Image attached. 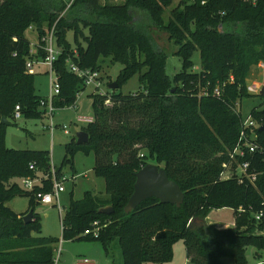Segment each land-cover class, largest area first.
Wrapping results in <instances>:
<instances>
[{
    "label": "trees",
    "instance_id": "1",
    "mask_svg": "<svg viewBox=\"0 0 264 264\" xmlns=\"http://www.w3.org/2000/svg\"><path fill=\"white\" fill-rule=\"evenodd\" d=\"M173 2L74 0L67 9L63 0H0V264H55V246L60 243L42 235L35 213L40 205L36 194L53 189L52 178H46L51 174V154L8 148V126L2 123L5 118L15 125L17 106L22 118L44 117L36 73L26 67L32 58L26 31L36 30L42 46L55 24L61 52L55 64L61 85L56 108L72 106L85 89L70 71V62L101 72L102 59L122 66L109 104L106 97L90 95L94 118L82 128L89 142L77 145L72 140L66 145L63 165L73 164L78 152H93L94 173L104 179L106 188L102 194L86 192L81 200L71 196L62 223L63 240L97 241L106 251L118 240L124 264L170 263L179 242L192 264H224V259L248 264V247L264 251V221L254 218L264 210L263 105L250 114L259 124L255 129L259 151L237 161L231 157L244 124L241 102L252 96L247 82L264 64V0L255 5L246 0H180L172 7ZM81 27L89 31L86 46L72 48L66 34L72 30L76 36ZM195 52L201 61L199 73L190 72ZM169 54L182 61V70L173 77L166 72ZM44 57L45 52L38 50L35 58ZM135 76L140 90L123 94L120 89ZM246 161L251 163L249 172L257 174L253 183L222 177L226 166L232 169ZM151 163L164 166L183 191L184 203L177 207L152 198L126 214L136 173ZM56 175L64 177L62 168ZM27 178L39 180L33 191L19 186V180ZM18 196L29 199L25 213L7 205ZM105 206H112L114 213L100 214ZM223 208L234 211L233 227L191 222L204 221L211 211ZM31 209L33 220L26 223ZM257 257L256 264H264L262 256Z\"/></svg>",
    "mask_w": 264,
    "mask_h": 264
},
{
    "label": "rangeland",
    "instance_id": "2",
    "mask_svg": "<svg viewBox=\"0 0 264 264\" xmlns=\"http://www.w3.org/2000/svg\"><path fill=\"white\" fill-rule=\"evenodd\" d=\"M66 5H70L72 0H63ZM105 3L118 4L123 0H101ZM180 0H174L173 6L178 5ZM67 6V9H68ZM66 9V11H67ZM65 11V12H66ZM82 33L78 32L75 36L74 31L70 30L66 34L67 41L72 48H76L79 44L86 46L85 36L89 35V31L85 27H81ZM26 37L29 39L31 46H39L40 38L36 30L28 29ZM193 65L190 72L199 73L201 71V61L198 52H195L192 57ZM102 67V87L101 91L111 94L113 91L109 89V85L116 82L117 77L122 69L120 64H112L109 59L101 60ZM182 70V61L179 57L169 54V61L167 66V75L173 77ZM35 89L37 95L41 98H47L50 94V77L45 72V67L37 69L34 78ZM264 86V64L259 65L253 72L247 82L248 93L251 97L243 98L241 102V117L244 123L251 119L250 114L254 108L264 107V100L258 95L259 92L253 91L255 88ZM140 90V83L137 76L129 80L120 91L123 94L133 93ZM93 87H87L77 96L75 105L78 111H74L66 107L57 111L55 115V122L60 124L52 132L48 128L49 119L43 117L41 119H25L16 120L13 117L15 125L8 126L6 135V145L8 148L14 150H31V151H49L51 154V165L57 168H62V174L66 178L64 182V193L60 196V205L63 209V215L70 205V198L73 195L75 200L84 198L86 192H93L96 194L105 193V181L99 178L94 173L95 155L91 152L89 155L83 152L75 154L73 164L65 163L63 160L66 155V145L72 140L77 144V133L82 131V128L87 126V123L77 122V116L94 118L93 100L90 97L96 94ZM111 97V96H110ZM66 126L69 135H66L63 130ZM152 164V163H151ZM63 166V167H62ZM163 168V165H160ZM51 174L46 175L52 178ZM28 179V178H27ZM19 180V186L23 188L22 181ZM36 181L39 180L31 179ZM13 211L25 213L29 208V199L25 197H16L7 204ZM35 213L40 217L43 226V236L55 238L60 240V243L55 246V264H78L80 260H88L91 264H124L121 245L118 240L114 241L109 250L106 251L101 243L91 240L81 241H65L62 236V222L58 207L53 205H38L35 207ZM204 225H211L214 227L228 228L233 227L235 223L234 211L230 208H223L213 210L204 219ZM264 235V231L261 233ZM61 249V256L58 258V250ZM262 256L264 260V251H257L256 248L250 246L246 251V259L248 264H256L259 260L257 255ZM224 264H234L231 259H224ZM167 264H192L186 258V248L183 242H179L174 247V258Z\"/></svg>",
    "mask_w": 264,
    "mask_h": 264
},
{
    "label": "built area",
    "instance_id": "3",
    "mask_svg": "<svg viewBox=\"0 0 264 264\" xmlns=\"http://www.w3.org/2000/svg\"><path fill=\"white\" fill-rule=\"evenodd\" d=\"M74 0L71 1L70 5L73 3ZM194 1V0H191ZM247 2L252 3L255 5L259 0H246ZM206 2L203 1L202 4L204 5ZM70 5L68 7H70ZM56 24L52 27V29L47 32V34L43 37L42 46H31V57L27 60V70L34 74L36 73V67L43 65L46 68V73L50 77V94L47 98H43L40 100V109L44 112V116L48 117L49 125L48 128L51 129L53 132L56 127H58V123L55 122V115L57 111L61 110L55 107V100L61 93V85L59 81V76L55 70V64L59 55L61 54L60 50L57 48L56 45V37H55V30ZM38 50H43L45 52V57L43 60H37L35 56L38 54ZM70 71L75 74L80 80L83 81V85L85 88L93 87L96 91H99L96 94H99L102 97H106V104L110 103L111 97L109 93H105L101 91L103 76L101 71H96L92 69H82L78 65L74 64L73 62L69 63ZM253 91L259 92L261 91L260 88H255ZM260 93V92H259ZM215 95L219 96L220 92L218 90L215 91ZM69 109L77 111L78 108L75 104L69 107ZM14 117L16 120L21 119V112L20 107L17 106L15 108ZM93 118L88 117H80L77 116V122L80 123H91ZM259 127V124L254 121L253 119H249L247 123H244L241 129L240 138L238 143L236 144L231 157L232 160L237 158H245L247 155L251 156L256 154L259 151L258 145L255 143V129ZM64 133L69 135L70 132L68 131L66 126L62 127ZM252 159V158H251ZM250 161H246L244 164H238L236 168H230L226 166V171L223 173L224 178H229L231 176H235L239 179V181H244V179L249 180L253 183L256 180L257 174L250 173ZM34 167L31 166V169ZM52 182H53V189L50 193H38L36 194V199L39 201L41 205H53L58 207V211L60 213L61 222L63 223L64 215L63 209L60 205V196L64 193V182L66 180L65 177L59 179L56 175L55 167L52 166ZM36 181L31 180L30 178L24 179L22 181L23 189L28 191H33L36 185ZM243 210L240 209L239 212ZM254 218L257 222L264 221V210L260 211L259 213L254 215ZM63 226V224H62ZM90 231H86V235H89ZM96 235V233H94ZM61 256V249L58 250V258L59 260ZM264 263V262H263ZM78 264H91L90 261L84 259L80 260Z\"/></svg>",
    "mask_w": 264,
    "mask_h": 264
},
{
    "label": "water",
    "instance_id": "4",
    "mask_svg": "<svg viewBox=\"0 0 264 264\" xmlns=\"http://www.w3.org/2000/svg\"><path fill=\"white\" fill-rule=\"evenodd\" d=\"M222 28V27H221ZM118 88L116 82L109 85V89L114 91ZM260 96H264V87L261 89ZM2 123L6 126H11V123L5 118ZM264 127L261 128L263 130ZM77 145H84L89 142V135L84 131L77 133ZM155 198L162 204L174 205L181 207L185 200V195L179 185L169 179L165 168L159 165L148 164L136 173V182L134 184V192L131 195L127 205L124 208L126 214L135 211L146 200ZM100 214L112 215L114 209L112 206H105L98 211ZM34 210L31 209L24 217V221L29 223L33 220ZM198 226L204 225L203 220L194 219L191 221Z\"/></svg>",
    "mask_w": 264,
    "mask_h": 264
},
{
    "label": "crops",
    "instance_id": "5",
    "mask_svg": "<svg viewBox=\"0 0 264 264\" xmlns=\"http://www.w3.org/2000/svg\"><path fill=\"white\" fill-rule=\"evenodd\" d=\"M42 66H43V65H41V66H37V67H36V73H37V69H38V68H41ZM45 72H46V68H45ZM252 74H253V73H252ZM263 87H264V86H263ZM263 87H262V88H263ZM77 111H78V110H77ZM58 125H60V124H58ZM17 213H19V212H17Z\"/></svg>",
    "mask_w": 264,
    "mask_h": 264
}]
</instances>
